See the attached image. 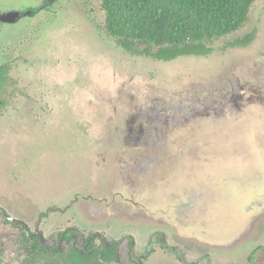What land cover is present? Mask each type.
Listing matches in <instances>:
<instances>
[{"label": "rangeland", "instance_id": "obj_1", "mask_svg": "<svg viewBox=\"0 0 264 264\" xmlns=\"http://www.w3.org/2000/svg\"><path fill=\"white\" fill-rule=\"evenodd\" d=\"M66 19L15 70L3 116L47 133L19 209L53 208L49 237L71 224L119 240L122 264H264V0L211 53L172 62L122 48L101 0ZM13 173L4 194L26 190Z\"/></svg>", "mask_w": 264, "mask_h": 264}, {"label": "flooded vegetation", "instance_id": "obj_2", "mask_svg": "<svg viewBox=\"0 0 264 264\" xmlns=\"http://www.w3.org/2000/svg\"><path fill=\"white\" fill-rule=\"evenodd\" d=\"M84 6L86 0H0V172H14L10 181L26 189L21 193L8 187V195L0 191V264H91V260L101 258L114 241L118 242L116 263L122 264L119 240L110 241L101 232L85 233L71 224L49 237L43 223L53 208L32 220L28 219L27 210L19 209L23 195L30 194L28 184L33 182H27L29 175L25 165L38 166L39 170L46 154L39 146L31 147L30 144L47 133L40 130L37 117L34 118L36 125L25 137L23 129L12 126V121V124L6 123L7 118L3 117L21 100L19 91L22 88L15 82V70L20 64L29 62L32 57L28 58L29 52L32 55L45 30L67 22L70 13L75 15L76 9ZM11 135L14 136L12 141ZM45 181L50 182L52 178L48 176ZM161 243L162 247L167 246L165 235L161 236ZM132 245H135L133 241ZM77 253L84 261H89L78 262ZM182 261L186 263L185 259Z\"/></svg>", "mask_w": 264, "mask_h": 264}, {"label": "trees", "instance_id": "obj_3", "mask_svg": "<svg viewBox=\"0 0 264 264\" xmlns=\"http://www.w3.org/2000/svg\"><path fill=\"white\" fill-rule=\"evenodd\" d=\"M256 1L101 0V4L106 31L122 48L167 61L211 53L214 40L247 24ZM253 37L248 34L237 39L235 45H248ZM117 244L112 242L91 264H117ZM76 256L78 262L84 261L82 255Z\"/></svg>", "mask_w": 264, "mask_h": 264}, {"label": "water", "instance_id": "obj_4", "mask_svg": "<svg viewBox=\"0 0 264 264\" xmlns=\"http://www.w3.org/2000/svg\"><path fill=\"white\" fill-rule=\"evenodd\" d=\"M182 56H204V55H182ZM182 56H178V57H176V58H174V59H171V60H161V61H164V62H172V61H174V60H176L177 58H179V57H182Z\"/></svg>", "mask_w": 264, "mask_h": 264}]
</instances>
